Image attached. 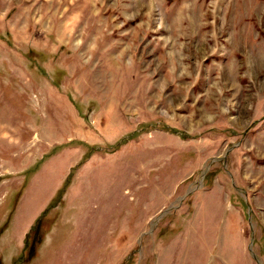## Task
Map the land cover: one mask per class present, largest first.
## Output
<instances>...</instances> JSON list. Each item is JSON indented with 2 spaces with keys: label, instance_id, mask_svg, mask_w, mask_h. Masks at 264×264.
I'll list each match as a JSON object with an SVG mask.
<instances>
[{
  "label": "rangeland",
  "instance_id": "obj_1",
  "mask_svg": "<svg viewBox=\"0 0 264 264\" xmlns=\"http://www.w3.org/2000/svg\"><path fill=\"white\" fill-rule=\"evenodd\" d=\"M0 264H264V0H0Z\"/></svg>",
  "mask_w": 264,
  "mask_h": 264
}]
</instances>
